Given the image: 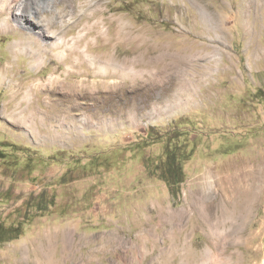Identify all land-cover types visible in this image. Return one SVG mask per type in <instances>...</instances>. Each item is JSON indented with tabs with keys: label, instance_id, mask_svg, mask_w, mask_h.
Masks as SVG:
<instances>
[{
	"label": "rangeland",
	"instance_id": "1",
	"mask_svg": "<svg viewBox=\"0 0 264 264\" xmlns=\"http://www.w3.org/2000/svg\"><path fill=\"white\" fill-rule=\"evenodd\" d=\"M7 1L0 223L22 234L0 243V264L35 263L25 251L50 235L59 264H264V0ZM164 95L176 105L157 113ZM171 160L181 183L164 178ZM246 166L263 174L254 197L219 206ZM211 172L206 217L192 194Z\"/></svg>",
	"mask_w": 264,
	"mask_h": 264
},
{
	"label": "bare ground",
	"instance_id": "2",
	"mask_svg": "<svg viewBox=\"0 0 264 264\" xmlns=\"http://www.w3.org/2000/svg\"><path fill=\"white\" fill-rule=\"evenodd\" d=\"M6 3V2H5ZM7 3H9V0L7 1ZM16 3V2H15ZM8 5V4H7ZM23 1H21L20 3V6L17 8V12L16 14L20 16V21L24 20L25 19V22L27 21V18L30 17L28 16L27 12H23ZM4 4H0V8L3 7ZM10 6V5H9ZM18 6V5H17ZM3 9V8H2ZM3 11V10H2ZM37 11V10H35ZM18 16V17H19ZM36 17V16H35ZM62 19V18H61ZM65 19H62V22H65L64 21ZM23 22V21H22ZM4 26L7 25L6 23L3 24ZM28 27H31V26H28ZM32 27H35V28H38L36 29V32L37 33H41L44 35V37L46 38L47 41L49 42H54L55 38H56V34L53 32V31H47V30H40L41 27L40 25H32ZM33 35V34H32ZM35 40H38L37 38H34ZM54 40V41H53ZM22 45V44H21ZM34 51V50H33ZM162 51V50H161ZM142 52V50L140 51ZM36 53V52H35ZM136 53V52H135ZM86 55V54H85ZM88 55V58H91L92 59V55L91 54H87ZM104 57V56H102ZM116 57V56H115ZM119 57V56H118ZM35 61L37 62V64L40 66L42 65L44 62H45V57L44 56H41L39 54H36L35 55ZM122 58V56H121ZM128 58V56H127ZM108 59V58H107ZM110 59V58H109ZM106 60V59H105ZM182 60V59H180ZM97 61L100 65V68L102 69H107V66H108V63L106 64L104 61H103V58L97 56ZM110 61V60H109ZM181 62V61H179ZM185 63V62H184ZM122 64V63H120ZM128 64V62H127ZM146 64V63H145ZM110 66L114 67L115 69L117 67H119V63L117 62H113ZM125 66V65H124ZM126 67V66H125ZM138 67V66H137ZM121 68V67H120ZM132 70V69H131ZM4 71V70H3ZM107 71V70H106ZM120 73V72H119ZM3 74V73H2ZM1 74V75H2ZM168 76V75H167ZM174 76V75H173ZM181 78V77H180ZM56 80V79H55ZM181 80V79H180ZM174 82V81H173ZM178 84V83H177ZM182 84V87H184V83H181ZM82 85V84H81ZM170 85V84H169ZM176 85V84H175ZM53 86V85H52ZM72 87L74 86V89H75V86H77V84L73 83L71 85ZM155 84H151L150 85V88L154 87ZM162 86V85H161ZM145 87V86H144ZM165 87V86H164ZM174 87V86H173ZM163 88V87H162ZM161 88V89H162ZM166 88V87H165ZM176 88V86H175ZM73 89V88H72ZM89 89V88H88ZM168 89V88H167ZM177 89V88H176ZM88 91V90H87ZM120 92V91H119ZM74 91H69V92H66L65 95H64V98H70L72 96H74ZM163 93V92H162ZM116 94H119L118 93V89H117V92ZM114 94V95H116ZM168 94V93H167ZM87 95V94H86ZM161 96V95H160ZM175 98V97H174ZM181 98V97H179ZM183 98V97H182ZM163 99H165V104L162 105V106H155L154 107V110L157 112V113H160V112H163V111H166V110H169L170 108H173L176 103L174 102V100H170L168 98V95L166 97V95L163 96ZM177 100V98L175 99ZM163 103V102H162ZM180 104V103H179ZM186 104V103H185ZM191 104V103H190ZM69 107V106H68ZM177 107V106H176ZM63 111H66L67 114L65 117H63V121H66L67 119H70V117L73 118V115L69 112V109H65ZM155 112V113H156ZM117 114V113H116ZM52 116V115H51ZM56 116V120L60 121L62 120L61 119V114H60V110H58V112L55 114ZM53 116V117H55ZM97 116V115H96ZM263 164V163H262ZM238 167V166H237ZM253 172L252 173H249V167L246 166V167H242L241 169L239 168L238 171H236L234 174H227V176H225V179L224 181L227 182L229 184V188L226 187L225 185V182H224V187L222 186V184L219 182L218 185V188L219 186H222L221 188V191H220V194L222 195L221 197V200L218 202V205L221 207H226L229 203H231L232 201H235L236 198H239L240 197H243L245 198V201L246 203H248L250 201V199L252 197H254V195H252L251 193H255L253 189V184H254V181L257 180V177L260 176L262 177L263 174L261 173H258L257 169H253L252 170ZM253 174H255L256 176H253ZM207 182H208V190H206L205 186L204 188L202 189H197V190H194L193 194H192V199H193V204L194 207L197 209V211L199 213L202 214V212L206 215V217L209 215V213H211V211L214 209L213 208V204L212 203H209V200L211 199V197L213 196V193H215V191L213 192V189H214V186H215V183H214V180H215V175H214V172H211L207 175ZM214 178V179H213ZM253 180V181H252ZM223 183V182H222ZM217 188V189H218ZM216 190V189H215ZM251 196V197H250ZM219 198V197H218ZM213 200V199H212ZM211 201V200H210ZM249 205V204H247ZM254 206V205H253ZM194 208V209H195ZM220 208V207H219ZM229 208V207H227ZM192 209V208H191ZM164 210V209H163ZM217 210V209H216ZM223 211V210H222ZM240 211V210H239ZM246 212V211H245ZM167 215L169 216V219L171 221V224L173 226H176L177 223L175 220V214H169L168 212H166ZM194 213V212H193ZM188 215V214H187ZM183 216V215H182ZM194 219V218H193ZM196 221V220H195ZM209 222V221H208ZM189 224V222H188ZM206 226V225H205ZM147 233V232H146ZM145 233V234H146ZM153 236L154 238H151L153 240V246H156V235L155 233L153 232H148V236ZM76 236V235H75ZM120 236V235H119ZM117 236V237H119ZM120 238V237H119ZM122 238V237H121ZM139 239V238H138ZM147 239V238H146ZM49 240L48 242H44L42 241L41 245H37L34 243L35 246H33V248L31 249H27L25 252L28 254V256L30 255L31 257H33V260L35 263L33 264H59L58 261H54V255H52V253L55 252V249L57 247V244L58 242H56L55 240H53V238L50 236H48V239ZM122 241V240H121ZM61 242H62V254L63 256L62 257H68L70 256V249L72 247V242L71 240L69 239L68 236H63V238L61 239ZM75 243V242H74ZM75 247V246H74ZM26 248V247H25ZM175 249V248H174ZM128 250V249H127ZM143 250V249H142ZM58 251V250H57ZM157 251V250H156ZM164 251V250H163ZM166 252V251H165ZM141 253V252H140ZM176 253V251H175ZM39 254L41 255V257L39 256ZM139 254V253H138ZM186 254V253H185ZM143 256V255H142ZM175 257V256H174ZM26 258V257H25ZM139 258V257H138ZM188 258V257H187ZM43 259V260H42ZM69 259V257H68ZM142 259V258H140ZM71 260V259H70ZM146 262V261H145ZM135 263V262H134ZM130 264V263H129Z\"/></svg>",
	"mask_w": 264,
	"mask_h": 264
},
{
	"label": "trees",
	"instance_id": "3",
	"mask_svg": "<svg viewBox=\"0 0 264 264\" xmlns=\"http://www.w3.org/2000/svg\"><path fill=\"white\" fill-rule=\"evenodd\" d=\"M174 164L173 160L170 162L168 161V165L165 168L164 172V178L166 181H169L171 183H174V181L177 183H181V172L175 171L174 172ZM183 170V169H182ZM173 185V184H171ZM22 234V230L20 229V225H11V226H6L2 223H0V243L12 240L14 238H17Z\"/></svg>",
	"mask_w": 264,
	"mask_h": 264
}]
</instances>
